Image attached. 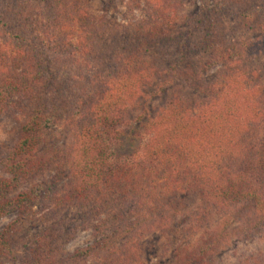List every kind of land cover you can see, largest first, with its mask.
I'll return each instance as SVG.
<instances>
[{
	"label": "trees",
	"instance_id": "trees-1",
	"mask_svg": "<svg viewBox=\"0 0 264 264\" xmlns=\"http://www.w3.org/2000/svg\"><path fill=\"white\" fill-rule=\"evenodd\" d=\"M256 1H215V16L182 44L172 36L179 0H130L145 3L148 21L109 50L83 0H14L21 33L0 36V117L14 108L24 119L1 160L0 220L37 205L74 208L96 237L75 256L102 264H141L146 236L178 231L174 264H217L227 247L264 230V0L239 19L257 38L236 41L220 20L229 4ZM191 51L205 58L197 65ZM57 124L68 139L47 147ZM52 164L55 174L39 179ZM59 239L53 230L38 241L31 264H62ZM11 253L2 231L0 264ZM236 258L264 264V249Z\"/></svg>",
	"mask_w": 264,
	"mask_h": 264
},
{
	"label": "rangeland",
	"instance_id": "rangeland-1",
	"mask_svg": "<svg viewBox=\"0 0 264 264\" xmlns=\"http://www.w3.org/2000/svg\"><path fill=\"white\" fill-rule=\"evenodd\" d=\"M19 0H16L18 2ZM177 1V0H176ZM215 1L218 0H179L181 3L182 12L180 13L184 20L179 19L182 23L180 28H176L172 36L178 40L179 43L185 44L184 37H188L189 30L193 26H202V23L209 18H213L212 7ZM87 7L92 16L97 33L103 37L104 49L106 44L110 48H117L116 44L126 41L134 40L143 31L145 23H147L148 8L145 3H140L139 6L130 5V0H83V7ZM14 7V0H0V36L8 40V36L12 33L20 32L15 30L18 22L14 21V14L12 10ZM263 9V1L258 0L254 3L247 4L243 8L235 4H229V9L220 14V20L224 25L230 26L233 38L239 40H251L259 37V32H253L246 27H242L239 19H248L250 13L254 10ZM263 13V11H262ZM21 33V32H20ZM185 35V36H184ZM199 32H194L189 38L196 42L199 40ZM194 44V43H193ZM122 43H120V46ZM184 48V47H183ZM187 51V50H186ZM191 51L189 55L198 63L205 58L201 52ZM259 53L263 54L259 58L264 59V51L259 49ZM111 51H107V55H111ZM259 59V60H260ZM68 67H65V69ZM218 69L214 68L208 70L206 79L214 80L218 75ZM158 81V80H157ZM179 82H174L168 88L175 87ZM156 86L151 87V91L155 90ZM180 88V87H178ZM149 89V90H150ZM157 99V100H156ZM153 105L156 107L159 104V99L156 98ZM21 106L23 103L21 102ZM21 109L12 108L0 117V179L7 177L4 173L1 160L17 142L20 135V127L23 122V114ZM65 129L59 124L54 125L46 134L45 146L58 147L65 144L67 141ZM55 174V167L52 164L49 171L42 178H50ZM65 179L57 181L54 180L55 186L61 187L65 183ZM194 199V198H191ZM190 199L187 203L191 204ZM51 207L34 206L31 210H12L4 218L0 220V232L5 231L6 237L9 238L12 253L3 260V264H31V256L38 248L37 242L43 239L44 242L49 240V237L54 230V234L60 236L58 245L60 248V260L62 264H102L98 255L91 257L75 256L76 252L93 245L96 242L91 226L85 227L83 225V212L76 211V209L53 210ZM55 212V216L54 213ZM175 216V215H174ZM184 215H176L173 219L175 223L183 220ZM58 220H64L63 225H59ZM182 232L176 234L169 233L162 234L156 232L146 236L141 241L142 255L141 264H174L175 250L179 244L180 239H183ZM179 240V241H178ZM247 242L235 243L227 247L217 259V264H237L236 256L245 250L264 249V230L260 233L253 234ZM53 246V245H52ZM234 246H238L235 255L231 252Z\"/></svg>",
	"mask_w": 264,
	"mask_h": 264
}]
</instances>
